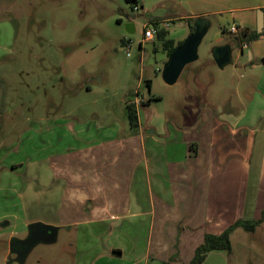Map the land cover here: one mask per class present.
<instances>
[{"label":"crops","instance_id":"1","mask_svg":"<svg viewBox=\"0 0 264 264\" xmlns=\"http://www.w3.org/2000/svg\"><path fill=\"white\" fill-rule=\"evenodd\" d=\"M146 1L140 3L144 9ZM159 2L154 0L155 4ZM136 8L140 9L137 4ZM242 12L247 13L232 18L239 34L226 44L222 38L217 39L212 50L230 51V63L218 67L211 52L210 60L193 68L187 65L176 84L185 89L190 81L198 85L200 73L213 65L223 72L230 66L232 77L258 66L263 74L256 93L248 92L247 109L235 111L227 104L233 100L231 82L214 90V98L220 99V90L226 88L219 105H178L182 115L175 121L172 119L179 115L171 118L155 108L153 113H144L148 117L147 123L143 122V111L162 103L161 96L146 97L147 104L139 109L129 101L127 109L130 106L137 112L135 123L129 119L130 128L116 125L101 130L98 137L79 138L83 142L68 157L53 163L55 179L63 181V193L58 209L46 220L23 219L28 187L12 180V172L21 167L10 171L0 153V198L6 199H0V224L8 223L0 228L12 230L9 235L0 230V264L11 261L10 242L18 238L16 230L21 228L25 233L33 223L58 229L56 242L61 230L73 236L69 243L73 264H165L172 258L173 264H190L207 234L221 235L238 220L261 219L264 117H259V112L264 110V6L244 8ZM254 12H260V17ZM201 13L188 19L179 18V14L152 18L145 24L163 28V23H169V28H163L169 38L175 33L171 23L192 20L196 28L203 21L207 34L209 13ZM126 23L136 27L132 19ZM252 33L262 36L249 41ZM155 40L156 35L151 42ZM165 56L162 75L170 59ZM212 77L209 72L210 82ZM145 84L150 93L153 83L147 80ZM184 91L187 98L198 99L191 90ZM1 119L0 110V123ZM119 243H128L129 258L124 259L126 248ZM225 254L210 252L203 264H216Z\"/></svg>","mask_w":264,"mask_h":264},{"label":"rangeland","instance_id":"2","mask_svg":"<svg viewBox=\"0 0 264 264\" xmlns=\"http://www.w3.org/2000/svg\"><path fill=\"white\" fill-rule=\"evenodd\" d=\"M136 2L139 12L127 0H0V153L10 171L21 167L12 172V180L28 187L23 219L46 220L54 215L63 181L55 179L53 163L68 157L83 142L79 138L98 137L101 130L116 125L130 128L127 103L134 94L163 98L143 111L146 124V116L155 108L171 118L179 115L175 121L182 115L178 105H219L226 88L220 90V99L213 92L228 82L233 100L227 104L241 111L250 105L248 92L254 94L259 88L263 73L258 66L232 77L230 66L223 72L213 65L200 73L198 85L190 81L186 87L198 99L187 98L185 87L168 86L163 80L162 42L140 44L149 19L174 18L168 17L173 14L188 19L197 12L209 13L210 27L198 47V60L189 66L196 67L211 59L217 39L222 38L223 44L231 41L233 35L226 31L235 23L233 16H243L244 8L264 6V0H160L157 4L147 0L145 9L141 0ZM255 13L260 17V12ZM122 14L135 21L134 34L127 33ZM171 27L175 33L170 39L179 43L188 38L186 22L171 23ZM125 39L133 41L129 51ZM147 80L153 83L150 93ZM259 117H264V110ZM2 222L0 227L7 223ZM0 230L12 232L10 227ZM22 231L16 230L18 238L28 236V229ZM69 234L61 230L56 243L36 246L24 264H73L69 243L74 238ZM231 244V254L216 264H264V225L255 233L235 230ZM119 246L126 248L124 259L129 258L128 243ZM10 258L8 264H19L16 256Z\"/></svg>","mask_w":264,"mask_h":264},{"label":"water","instance_id":"3","mask_svg":"<svg viewBox=\"0 0 264 264\" xmlns=\"http://www.w3.org/2000/svg\"><path fill=\"white\" fill-rule=\"evenodd\" d=\"M127 21L129 16L122 14ZM205 23L201 21L186 42L175 49L170 55L169 62L163 71V80L173 86L177 83L185 67L198 60V47L206 35ZM128 34H134L136 27L132 23H126ZM213 58L218 67L223 68L230 63L231 53L228 50L221 52L217 50L212 52ZM8 225V223H5ZM58 229H54L42 223H33L28 227V236L25 239L13 238L10 242V254L16 256V262L24 264L31 251L40 244H52L57 240Z\"/></svg>","mask_w":264,"mask_h":264},{"label":"trees","instance_id":"4","mask_svg":"<svg viewBox=\"0 0 264 264\" xmlns=\"http://www.w3.org/2000/svg\"><path fill=\"white\" fill-rule=\"evenodd\" d=\"M129 3L134 2V0H127ZM187 24L191 30V35L196 31L195 26L192 23V20H188ZM156 25V24H155ZM262 36V33H252L249 37V41L257 40ZM156 40L162 42L163 51L170 57L172 52L181 47L184 42H180L178 44L175 41L168 38V33L163 28L157 25V33ZM150 86V85H149ZM129 119L132 123L137 121V112L133 107H128ZM264 222V212L262 214L261 219L259 220H238L235 224L230 226L226 231H224L221 235H210L207 234L204 238V243L200 245L195 252V256L190 262V264H203L206 260L208 253L214 251H225L227 254H231L232 252V244H231V236L237 229H242L247 233H255L256 230L260 227V225ZM173 258L165 264H173Z\"/></svg>","mask_w":264,"mask_h":264},{"label":"built area","instance_id":"5","mask_svg":"<svg viewBox=\"0 0 264 264\" xmlns=\"http://www.w3.org/2000/svg\"><path fill=\"white\" fill-rule=\"evenodd\" d=\"M137 12H139V9L136 8ZM170 24L169 23H163V28H169ZM232 35H238L239 34V28L236 24H232L229 28L228 31ZM157 33V26L153 23L151 24H145L144 29H143V38L141 41V45L149 43L154 40L155 35ZM126 42V48L129 51L132 49L133 46V41L131 40H125ZM130 56V54H128ZM148 102V99L141 93H136L134 96V100L132 101L131 105L134 106V108L139 109L142 106L146 105Z\"/></svg>","mask_w":264,"mask_h":264}]
</instances>
